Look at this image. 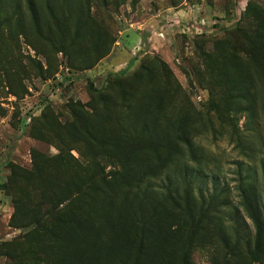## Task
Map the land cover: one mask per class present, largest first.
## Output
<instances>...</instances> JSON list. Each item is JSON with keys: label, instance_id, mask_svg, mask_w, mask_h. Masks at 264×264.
<instances>
[{"label": "rangeland", "instance_id": "1", "mask_svg": "<svg viewBox=\"0 0 264 264\" xmlns=\"http://www.w3.org/2000/svg\"><path fill=\"white\" fill-rule=\"evenodd\" d=\"M262 165L264 0H0V264H264Z\"/></svg>", "mask_w": 264, "mask_h": 264}, {"label": "trees", "instance_id": "2", "mask_svg": "<svg viewBox=\"0 0 264 264\" xmlns=\"http://www.w3.org/2000/svg\"><path fill=\"white\" fill-rule=\"evenodd\" d=\"M262 170L264 173V165H262ZM206 179L207 175L205 174L203 168L192 166L189 161L184 162L181 166H178L175 169V173L168 179V185L164 187L168 193V201L173 206L179 207V202L181 200L178 190L179 182L185 181L194 184V181L197 180L201 184L199 186V196L204 212H206L208 208L214 209L216 213H224L223 216L232 215V213L235 212V207L229 198V191L226 190L225 187H222L220 177L218 175L213 177L211 187L208 185V182H206ZM93 180L94 177H89L87 179L89 184H91ZM256 187L257 186H254L252 183L244 184V181H240L238 190L241 193L242 198L240 203L241 205L243 204L245 206L248 217L256 229L255 250H250V254L254 258H259L261 254L260 249L264 233V195L263 193L256 195L251 194V191L253 192V189L256 190ZM248 188H250V190ZM164 209L166 210V207H164ZM222 209L223 212H221ZM37 224L40 226L41 222L38 221ZM145 233L146 230H140L139 235L141 242L143 241L142 236Z\"/></svg>", "mask_w": 264, "mask_h": 264}]
</instances>
